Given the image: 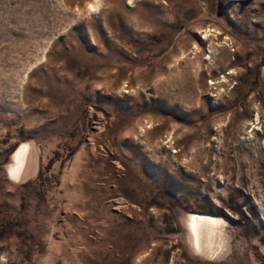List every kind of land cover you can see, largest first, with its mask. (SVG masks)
Listing matches in <instances>:
<instances>
[{
  "label": "rangeland",
  "instance_id": "rangeland-1",
  "mask_svg": "<svg viewBox=\"0 0 264 264\" xmlns=\"http://www.w3.org/2000/svg\"><path fill=\"white\" fill-rule=\"evenodd\" d=\"M0 264H264V0H0Z\"/></svg>",
  "mask_w": 264,
  "mask_h": 264
},
{
  "label": "bare ground",
  "instance_id": "bare-ground-1",
  "mask_svg": "<svg viewBox=\"0 0 264 264\" xmlns=\"http://www.w3.org/2000/svg\"><path fill=\"white\" fill-rule=\"evenodd\" d=\"M28 151V145L22 144L14 153L13 161L7 171L9 178L22 180L30 173L29 163L32 161L30 162L31 159L28 158ZM220 222V219L208 214L192 213L188 215L185 223L190 231L192 245L198 252L204 253L209 248L206 238H212L217 233Z\"/></svg>",
  "mask_w": 264,
  "mask_h": 264
}]
</instances>
